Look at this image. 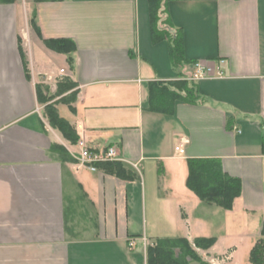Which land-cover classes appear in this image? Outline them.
I'll return each mask as SVG.
<instances>
[{
    "label": "crops",
    "instance_id": "0c3cea01",
    "mask_svg": "<svg viewBox=\"0 0 264 264\" xmlns=\"http://www.w3.org/2000/svg\"><path fill=\"white\" fill-rule=\"evenodd\" d=\"M168 10L185 57L223 72L199 79L198 99L172 114L149 110V82L191 75L194 63L175 69L168 42H152L148 0L0 3V264H147L148 245L168 237H216L198 249L204 260L252 264L264 221V0H169ZM65 77L75 110L54 101L75 144L36 92ZM80 141L116 145L130 177L81 165ZM190 157L219 158L242 180L232 209L187 186Z\"/></svg>",
    "mask_w": 264,
    "mask_h": 264
},
{
    "label": "trees",
    "instance_id": "16d2710c",
    "mask_svg": "<svg viewBox=\"0 0 264 264\" xmlns=\"http://www.w3.org/2000/svg\"><path fill=\"white\" fill-rule=\"evenodd\" d=\"M168 1L148 0L151 37L155 44L161 41L168 42L172 65L175 69H179L181 65L196 61L185 57L183 30L174 25L168 10ZM14 2L15 0H0L1 4ZM30 23L36 27L35 11ZM44 42L48 47L69 55L76 49L75 41L71 38H48L44 39ZM189 77L190 75L182 70L175 79L151 80L149 82V110L172 114L177 101H196L199 97L196 88L197 81ZM76 86L77 84L68 77L58 82L57 91L54 93L43 81L36 85L38 101L44 105V114L49 123L60 130L72 144L79 141V135L74 125L60 115L56 103L58 101L66 103L74 111ZM57 97L60 98L56 102L54 100ZM50 151L63 161L75 159L65 147L58 144H52ZM187 164L189 171L186 183L198 197L226 209L233 208L235 200L242 193V180L230 175L224 169L221 159L190 157L187 159ZM98 166L121 178L130 177L120 162H101ZM216 240V237H196L193 241L185 237L159 238L147 247V264H211L202 258L198 249L207 250L216 243ZM250 261L252 264H264V221L261 225L260 237L251 249Z\"/></svg>",
    "mask_w": 264,
    "mask_h": 264
},
{
    "label": "built area",
    "instance_id": "2783aa9c",
    "mask_svg": "<svg viewBox=\"0 0 264 264\" xmlns=\"http://www.w3.org/2000/svg\"><path fill=\"white\" fill-rule=\"evenodd\" d=\"M63 72L64 69H61V73ZM222 74L223 72L221 70H215V68L209 64H206L203 61H197L194 63V70L189 78L198 81L208 75L221 76ZM80 144L82 145V149L75 158L81 165H85L93 171L98 168V164L101 162L120 160L119 151L116 145H111L107 149L99 151L88 148L83 141H80Z\"/></svg>",
    "mask_w": 264,
    "mask_h": 264
},
{
    "label": "rangeland",
    "instance_id": "374dc122",
    "mask_svg": "<svg viewBox=\"0 0 264 264\" xmlns=\"http://www.w3.org/2000/svg\"><path fill=\"white\" fill-rule=\"evenodd\" d=\"M31 17H32V15H31ZM45 83V82H44ZM45 84H47L48 86H49V88H50V90L54 93V92H56L57 91V88L54 90V89H52L51 88V86H50V83H45ZM199 252V251H198ZM200 254V253H199ZM201 255V254H200ZM203 258V257H202Z\"/></svg>",
    "mask_w": 264,
    "mask_h": 264
}]
</instances>
